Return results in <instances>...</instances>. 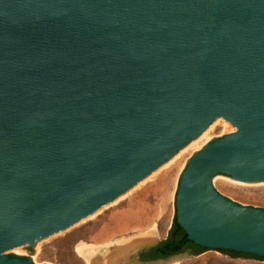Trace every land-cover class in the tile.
I'll return each instance as SVG.
<instances>
[{
  "label": "water",
  "instance_id": "95a60500",
  "mask_svg": "<svg viewBox=\"0 0 264 264\" xmlns=\"http://www.w3.org/2000/svg\"><path fill=\"white\" fill-rule=\"evenodd\" d=\"M215 118L235 132L183 171L177 221L264 258V208L212 185L264 182V0H0V264H32L6 252L124 194ZM145 242L111 264L187 252L142 260Z\"/></svg>",
  "mask_w": 264,
  "mask_h": 264
},
{
  "label": "rangeland",
  "instance_id": "374dc122",
  "mask_svg": "<svg viewBox=\"0 0 264 264\" xmlns=\"http://www.w3.org/2000/svg\"><path fill=\"white\" fill-rule=\"evenodd\" d=\"M234 132L233 124L213 119L198 137L124 194L73 225L6 254L30 259L32 264H111L118 258L116 247L121 242L139 237L146 239L139 252H147L167 236L179 182L191 159L214 140ZM212 185L234 202L264 208V182H240L219 173L212 178ZM81 246L85 257L77 251ZM173 260H177L175 264H264V260L231 257L213 249L198 255L187 251Z\"/></svg>",
  "mask_w": 264,
  "mask_h": 264
},
{
  "label": "trees",
  "instance_id": "16d2710c",
  "mask_svg": "<svg viewBox=\"0 0 264 264\" xmlns=\"http://www.w3.org/2000/svg\"><path fill=\"white\" fill-rule=\"evenodd\" d=\"M189 249H191V254L194 255L201 254L204 251L208 250V248L201 247L187 238V233L178 223L177 216L175 214L172 220V224L167 232L166 238L161 240L156 246L152 247L147 252L142 253L141 258L142 260L166 258L169 255L179 254ZM220 251L229 254L231 257H243L264 260V258L257 257L253 254H243L241 252L235 253L230 250Z\"/></svg>",
  "mask_w": 264,
  "mask_h": 264
},
{
  "label": "bare ground",
  "instance_id": "6f19581e",
  "mask_svg": "<svg viewBox=\"0 0 264 264\" xmlns=\"http://www.w3.org/2000/svg\"><path fill=\"white\" fill-rule=\"evenodd\" d=\"M203 134H205V133H203ZM16 251V250H15ZM78 253L80 254V255H82L83 254V256L85 255L84 253H85V247H83V246H81L80 248H78ZM17 253V252H16ZM85 257V256H84ZM177 262V260H173L172 262H170V264H175Z\"/></svg>",
  "mask_w": 264,
  "mask_h": 264
},
{
  "label": "flooded vegetation",
  "instance_id": "af4514ba",
  "mask_svg": "<svg viewBox=\"0 0 264 264\" xmlns=\"http://www.w3.org/2000/svg\"><path fill=\"white\" fill-rule=\"evenodd\" d=\"M187 251H191V249L187 250ZM142 255V254H141ZM142 259V258H141Z\"/></svg>",
  "mask_w": 264,
  "mask_h": 264
}]
</instances>
